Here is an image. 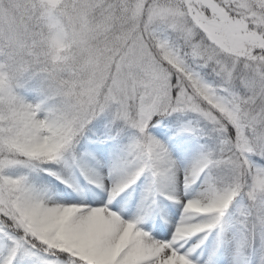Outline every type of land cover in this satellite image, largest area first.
I'll use <instances>...</instances> for the list:
<instances>
[{"label":"snow or ice","instance_id":"6c2138e0","mask_svg":"<svg viewBox=\"0 0 264 264\" xmlns=\"http://www.w3.org/2000/svg\"><path fill=\"white\" fill-rule=\"evenodd\" d=\"M105 115L134 130L110 182ZM170 126L204 140L183 168ZM230 214L231 264H264V0H0V264H217Z\"/></svg>","mask_w":264,"mask_h":264},{"label":"rangeland","instance_id":"374dc122","mask_svg":"<svg viewBox=\"0 0 264 264\" xmlns=\"http://www.w3.org/2000/svg\"><path fill=\"white\" fill-rule=\"evenodd\" d=\"M31 97V94H29ZM100 119V127L99 129L93 128V131L97 133L93 137H89L84 144L83 150H87L92 154L93 159L90 161L89 164V172L100 175L104 180L111 181V175H110V169L112 168L113 161L118 156L121 148L123 147L124 141H121L118 137V134H116V130L118 125H121L122 123L117 122L113 124L112 118L110 115H105L99 118ZM182 119H187L182 118ZM96 122H94L95 124ZM165 132H167V141L169 142V147L172 151V154L174 158H176L178 164L181 168L186 166L191 162V160L195 157L197 154L200 145L202 144V141L199 138L193 137L187 133H179L177 130V126H170L164 129ZM134 131L130 128L126 127V133ZM159 135V133H155ZM131 137V136H130ZM129 137V138H130ZM127 139V142L129 140ZM161 139H164V136L160 137ZM96 145H107V150L103 153H99L96 151ZM64 179L68 180L72 184L76 186L75 189H69L70 191H73L76 195H83L87 191L91 190L94 185L90 184L88 179L80 174L79 169H76L75 171L71 169H64L62 172V175H64ZM41 173L35 175V180L38 184V186H42L46 192H48L49 195H52L54 197H59L63 195V193L56 187V185H60L61 187H67L66 184H63L62 181H59L55 178L52 179V177H47V180H44L42 182V179L40 178ZM51 179V180H50ZM148 178L142 177L140 181H138L137 185H134L132 189H129L127 194L125 195V198L129 200L130 202L139 203L143 193L144 189L146 187ZM237 205L233 206V211ZM231 222H232V216L231 214L228 217V231L225 234V243L224 246L220 249L218 254L216 255V261L217 264H231L232 260V247L229 243L231 240V237L233 235L232 229H231ZM216 243V237L215 233L213 236L209 237L207 248L204 249V255L205 258L213 252L214 249L217 248Z\"/></svg>","mask_w":264,"mask_h":264},{"label":"trees","instance_id":"16d2710c","mask_svg":"<svg viewBox=\"0 0 264 264\" xmlns=\"http://www.w3.org/2000/svg\"><path fill=\"white\" fill-rule=\"evenodd\" d=\"M116 131H117V134H118L120 137H124V138H123L124 140L127 139L128 136H131V135L133 134V131H130V132H127V133H126V126H124L123 124L118 125ZM92 134H93V129H92V131L89 133L88 136H90V135H92ZM85 140H86V139H85ZM85 140L82 141V145H83V146H84V142H85ZM45 176H49V175H48L47 173H43V172H41L40 178L42 179V182H43L44 180H47V177H45ZM49 177H52V179H53V178L56 179L55 176H49ZM37 178H38V175H37ZM50 180H51V179H50Z\"/></svg>","mask_w":264,"mask_h":264}]
</instances>
